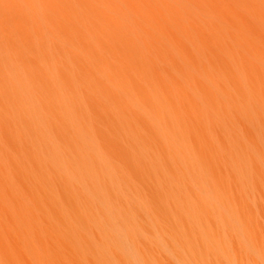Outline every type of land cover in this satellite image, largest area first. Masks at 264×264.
<instances>
[{
  "label": "bare ground",
  "instance_id": "1",
  "mask_svg": "<svg viewBox=\"0 0 264 264\" xmlns=\"http://www.w3.org/2000/svg\"><path fill=\"white\" fill-rule=\"evenodd\" d=\"M0 264H264V0H0Z\"/></svg>",
  "mask_w": 264,
  "mask_h": 264
}]
</instances>
